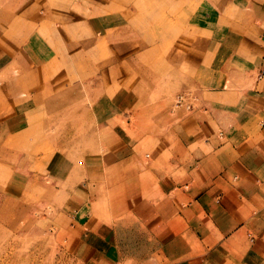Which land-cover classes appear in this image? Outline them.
<instances>
[{
	"label": "rangeland",
	"instance_id": "374dc122",
	"mask_svg": "<svg viewBox=\"0 0 264 264\" xmlns=\"http://www.w3.org/2000/svg\"><path fill=\"white\" fill-rule=\"evenodd\" d=\"M49 1H37L34 9L10 3L5 17L0 9V21L6 18L0 23V54L8 53L9 64L25 59L28 64L35 63L36 53V63H41L29 68L36 67L38 82L25 91L37 97L36 104L27 105L29 123L22 130L14 126L13 132L0 123V264H148L143 263L142 248L137 254L126 248L123 258L110 249L95 253L84 222L91 214L88 227L99 217H114L117 228H134L135 204L158 189L154 170L162 168L159 173L164 174L163 165L176 149V136L168 132L180 118L170 116L178 110L176 99L191 96L185 115L199 97L187 79L193 73L191 56L181 60L171 54L190 50V26L181 30L173 21L164 26L155 22L167 15L190 16L193 1L177 6L175 0H144L131 14L135 37L107 27L96 33L91 20L74 23L63 8L49 9ZM89 1L100 5L91 7L96 14L118 11L129 19V0ZM19 17L34 22L23 23ZM43 35L47 38H38ZM26 53L31 59L21 58ZM182 77L184 87H179ZM15 106L0 104V117L15 113ZM131 146L133 156L115 164ZM122 148L118 156L109 151ZM87 179L93 182L89 194L100 195V200L76 192ZM121 234L134 239V232ZM251 244L247 241L242 253ZM196 246L184 249V259L199 255L194 264H208L205 250ZM257 253L251 251L246 264H262ZM134 254L140 261H134Z\"/></svg>",
	"mask_w": 264,
	"mask_h": 264
},
{
	"label": "crops",
	"instance_id": "0c3cea01",
	"mask_svg": "<svg viewBox=\"0 0 264 264\" xmlns=\"http://www.w3.org/2000/svg\"><path fill=\"white\" fill-rule=\"evenodd\" d=\"M37 1L0 0V9L5 17L10 3L34 9L39 6ZM192 1L195 10H191L190 16L167 15L155 24L164 26L173 21L181 30L184 25L190 26L194 33L190 52L181 54L180 49H174L171 54L181 60L191 56L193 73L187 79L196 88L197 105L185 115L184 109L172 111L170 116L180 115L168 130L176 136V149L170 151L173 156L163 165L167 166L164 174L159 173L162 168L154 170L159 179L158 189L135 204L134 228H117L114 217H99L95 226L88 227L90 214L84 222L86 239L95 247V253L106 254V249H110L118 258L126 256V248L127 253L132 250L136 254L142 248L143 263L148 264H194L200 256L184 259V249L196 244L198 249L205 250L208 264H246L253 250L258 252L257 262L264 264V79H259L264 73V0ZM118 2L112 0L113 4ZM175 2L178 6L183 0ZM143 3L144 0H129L128 21L118 11L96 14L92 8L100 5H91L89 0H50L47 7L63 8L74 23L79 20L83 25L86 19L91 20L96 33L107 27L135 37V19L131 14L137 13ZM19 18L23 23L34 22ZM5 19L1 16L0 23H6ZM116 34L117 38L121 36ZM84 50L87 55L93 54L91 49ZM7 55L0 54V58L4 56L0 59V104L14 102L16 106L15 113L0 117V123L13 132L14 126L18 130L30 121L27 105L36 104L37 97L36 92L25 91L36 88L38 82L36 67L29 68L41 63H36V56H40L36 53L35 63L28 64L27 53L21 57L25 59L22 63L9 64ZM27 71L29 81L25 79ZM50 78L56 80L54 76ZM178 86L184 87L183 77ZM129 148L128 155L115 164L133 156L131 150L135 146ZM123 150L109 151L118 156ZM171 167L175 171L168 172ZM90 183L93 182L88 179L82 182L76 192L100 200V195L89 194ZM126 232H134V239H125L121 233ZM247 241L253 245L242 253ZM236 249H240V254L235 253ZM137 256H133L135 262L140 261Z\"/></svg>",
	"mask_w": 264,
	"mask_h": 264
},
{
	"label": "built area",
	"instance_id": "2783aa9c",
	"mask_svg": "<svg viewBox=\"0 0 264 264\" xmlns=\"http://www.w3.org/2000/svg\"><path fill=\"white\" fill-rule=\"evenodd\" d=\"M259 79H264V73L259 75ZM190 101V102H189ZM192 107L191 96L189 94H181L177 97L175 102V108L189 110Z\"/></svg>",
	"mask_w": 264,
	"mask_h": 264
}]
</instances>
